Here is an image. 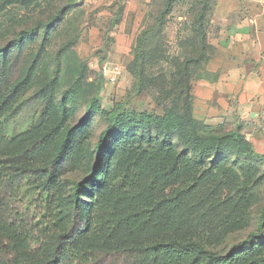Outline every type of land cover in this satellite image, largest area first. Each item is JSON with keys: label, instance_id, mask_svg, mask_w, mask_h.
<instances>
[{"label": "rangeland", "instance_id": "rangeland-1", "mask_svg": "<svg viewBox=\"0 0 264 264\" xmlns=\"http://www.w3.org/2000/svg\"><path fill=\"white\" fill-rule=\"evenodd\" d=\"M243 3L0 0V47L9 45L0 52V110L8 137L20 152L51 133L41 151L14 164L44 166L65 133L77 129L53 181L44 177L39 188H24L22 201L39 223L55 208L69 209L75 183L83 182L80 206L91 220L100 214L104 187L136 194L154 211L159 228L130 242L112 239L122 246L198 241L223 255L252 241L256 248L249 245L237 263L264 257V227L258 233L264 222V159L249 147L264 154V109L243 106L228 94L222 73L226 61L258 64L255 15ZM200 26L203 43L195 35ZM183 74L190 92L174 96ZM95 97L96 108L87 115ZM175 104L180 113L170 127L140 118L170 116ZM185 109L191 118L182 116ZM113 116L120 118L119 130L98 159L95 148ZM194 137L202 151L189 146ZM104 161L99 181L90 183ZM127 170L138 171L129 183ZM176 192L183 194L178 209L163 215Z\"/></svg>", "mask_w": 264, "mask_h": 264}, {"label": "trees", "instance_id": "trees-1", "mask_svg": "<svg viewBox=\"0 0 264 264\" xmlns=\"http://www.w3.org/2000/svg\"><path fill=\"white\" fill-rule=\"evenodd\" d=\"M40 24L45 29L50 27L44 22ZM195 35L199 41L204 42L202 26L195 29ZM22 40L21 34L16 42ZM8 46L0 47V52L4 53ZM188 80L187 75L180 76L174 96H179L185 91L186 95L189 94ZM182 82L185 85L183 89L179 88ZM184 101H189V98H184ZM96 103L95 97L87 115L94 112ZM179 109V104H175L170 116L160 118L155 115H141L140 118L150 125L162 121L170 127L178 117ZM190 110L185 109L182 116L189 115L191 118L192 114H188ZM3 117L4 113L0 110V264H238V255L246 252L249 245L252 246L251 251L256 248V242H243L234 245L222 255L204 248L198 241L172 240L150 246H122L112 239L122 236L130 242L133 238H139L159 228L160 221L153 217L154 211L147 205H141L136 194L118 193L114 189L104 187L99 192L100 214L91 220L82 213L80 206V192L85 186L83 182L75 183L74 201L69 209L60 208L57 211L55 208L48 221L39 223L31 208L22 201L24 188H37L39 181L44 177L48 183L53 181L77 129L71 128L65 133L56 154L48 163L42 167L28 168L15 165L14 162L36 155L45 147L51 133L17 152V142L8 137ZM64 121V118L61 119L58 127L62 126ZM119 122L120 118L113 116L108 127L101 133L95 148L98 159L107 146L108 137L119 130ZM199 143L194 137L189 146L202 151L203 147ZM249 147L257 157L264 159V155L257 153L252 143ZM106 150L108 154L113 151ZM104 166L105 161L101 167L95 166L89 177L90 183L99 181L100 170ZM137 172L132 175L131 170H127L126 183L132 181ZM182 196V193L176 192L166 205L163 215L176 211ZM263 227L264 222L258 226L259 234L262 233ZM60 229L63 231L59 232ZM252 238L258 240L255 234ZM246 264H264V257H253Z\"/></svg>", "mask_w": 264, "mask_h": 264}, {"label": "crops", "instance_id": "crops-1", "mask_svg": "<svg viewBox=\"0 0 264 264\" xmlns=\"http://www.w3.org/2000/svg\"><path fill=\"white\" fill-rule=\"evenodd\" d=\"M253 18L255 26V45L258 51V64L245 60H231L223 64V77H226L225 91L235 95L243 105H252L258 110L264 109V0H242ZM264 147V143H262ZM259 154L260 151H256Z\"/></svg>", "mask_w": 264, "mask_h": 264}, {"label": "built area", "instance_id": "built-area-1", "mask_svg": "<svg viewBox=\"0 0 264 264\" xmlns=\"http://www.w3.org/2000/svg\"><path fill=\"white\" fill-rule=\"evenodd\" d=\"M104 70H105L106 73L108 72V70L106 68Z\"/></svg>", "mask_w": 264, "mask_h": 264}]
</instances>
